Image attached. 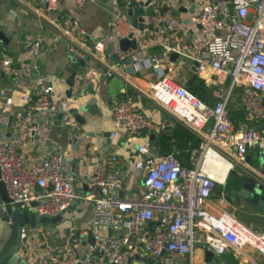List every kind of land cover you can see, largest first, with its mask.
I'll list each match as a JSON object with an SVG mask.
<instances>
[{"label": "built area", "instance_id": "built-area-1", "mask_svg": "<svg viewBox=\"0 0 264 264\" xmlns=\"http://www.w3.org/2000/svg\"><path fill=\"white\" fill-rule=\"evenodd\" d=\"M35 1L38 17L53 26L55 36L64 38L67 53L85 60L75 74L72 92L76 85L85 86L109 74L123 80V92L111 104V136L143 131L160 134L182 123L199 138L190 156L191 165L182 164L174 145L170 152L161 154L153 151L149 140L132 146L133 166L142 172L143 189L142 193L129 196L120 192L125 171L119 155L116 151L104 154L86 181L91 192L80 195L74 173L61 150L40 143L50 118L58 116L64 107L62 101L52 97L51 78L35 59L19 65L0 60L6 75L32 71L29 91L22 96L25 106L21 118L12 128L9 140L0 137V179L9 198L40 215L62 213L80 197L91 203V219L79 229V235L69 229L61 245L50 246L39 257L41 262L129 264L134 260L145 263L151 258L160 264H175L178 256H192L194 243L199 240L217 255L229 248L242 252L246 244L264 253V228L256 231L227 210L213 212L206 207L215 182L224 185L236 166L264 185V176L246 160L249 147L255 144L264 158V126L260 125L264 122V0H200L188 16L197 27V32L192 30L193 36L171 8L153 1L151 22L154 27L155 23L159 26V55L146 53V45L136 35L146 29L131 25L124 13L115 15L109 33L91 36L72 15H51L58 10L59 0ZM84 1L75 0L77 4ZM130 31L136 36L137 48L122 51L118 39ZM39 41L41 38H36L34 43ZM172 51L191 63L197 61L198 77L216 85L213 103L200 99L166 71L164 61ZM113 52H118V58L109 61ZM127 57L134 72L147 67L157 72L148 87L134 83L132 72L125 69ZM128 86L161 105L168 118L153 121L137 107ZM236 87L240 88L247 120L257 128L234 127L228 105ZM35 150L38 152L33 156ZM210 157L224 159L225 172L213 170ZM223 198L224 195L220 197ZM43 224L28 225L26 242L27 238L44 233ZM90 233L93 243L81 248L80 235L88 238Z\"/></svg>", "mask_w": 264, "mask_h": 264}, {"label": "crops", "instance_id": "crops-1", "mask_svg": "<svg viewBox=\"0 0 264 264\" xmlns=\"http://www.w3.org/2000/svg\"><path fill=\"white\" fill-rule=\"evenodd\" d=\"M155 2L171 8L174 14L186 23V30L189 35L192 34V30L197 32V27L193 26L188 16L200 0H155ZM35 5V0H0V24L5 35L9 38L8 44L4 45L3 57L0 60L11 65L37 60L41 64L42 71L51 78L54 88L52 97L55 100L62 101L65 107L76 102H86L92 108V112L89 110L85 112L87 120L82 124V130L77 128L72 118L67 121L59 114L53 119L50 118V126L48 125L44 129L40 143L46 142L61 150L69 162L70 170L74 173L76 188L80 195L91 192L92 188L86 185V181L91 176L96 161L104 154L112 151H116L119 155L125 171V181L120 190L121 194L129 196L142 193V172L133 166L132 146L149 140L152 143L153 151L159 154L160 152L165 153L166 151L162 149L160 134L156 133L159 135V139L156 140L155 138L151 139L150 134L145 131L124 137L118 134L110 135V131L113 129L111 104L114 99L111 100L107 93L105 77H98L85 86L78 87L76 85L78 88L74 86L73 97L67 98L66 90L69 87L67 78L71 74L68 69V61L72 56L67 53L64 38L55 36L53 26L48 21L38 17L34 9ZM150 7H145V9ZM125 10L126 0H86L82 4H77L75 0H59L58 10L52 12L51 15H72L91 36H104L112 30L115 15L118 12L125 14ZM152 20L151 17L146 18L147 23ZM157 29L159 26L155 23V27L149 30L147 35L145 30L139 34L136 33L146 45L148 55H159L160 53V46L156 42ZM36 38H41V41L35 44ZM108 60H113V57ZM164 63L166 71L187 84V80L193 74L190 68L192 63L187 57L179 55L178 60L173 61L169 54ZM125 69H127V65H125ZM156 75L157 72L152 67H147L142 71L132 72L131 78L135 84L145 88L148 87L149 82L156 78ZM31 80V70L18 76H10L4 74L0 67V137L4 140L10 139L12 128L21 118V112L25 106L22 96L29 91ZM196 80L205 83L199 77ZM123 89L122 86L121 93ZM127 89L133 95L137 107L153 121L159 122L168 118L166 110L146 94L131 86H128ZM262 97L264 101V92H262ZM228 107L229 115L231 112L230 118L236 129L249 126L246 122V112L241 104L240 91H234ZM249 124L255 125L250 122ZM253 151H257L254 146L249 147L248 153L254 160ZM37 152V150L33 151V156H36ZM252 166L255 167V165ZM240 169L234 168L236 171H230L229 174H233L231 178L237 177L240 173H245L241 167ZM229 174L224 184L225 187L234 185V181H230L228 178ZM222 195H224L223 200L220 199ZM239 199L242 197L228 195L225 191L220 194L214 191L211 198L206 202V207L213 212L229 211V208L235 210ZM73 204L75 208H67L58 222L43 224L44 233L27 238V242L21 245L20 253L27 256L31 264H36V259L44 256L50 246L61 245L69 229H73L79 235V229L89 222L92 215L90 201L80 197ZM28 231L29 226L25 224L22 229V236H27ZM80 240L81 248L86 247L89 242L88 238L80 235ZM205 248L206 244L203 240L196 241L192 256H178L175 264H215L204 260ZM219 259L226 260L228 264H264L263 254L246 250L245 246L242 252H235L229 248L219 254ZM129 264L160 263L157 260L146 259L145 263L134 260Z\"/></svg>", "mask_w": 264, "mask_h": 264}, {"label": "water", "instance_id": "water-1", "mask_svg": "<svg viewBox=\"0 0 264 264\" xmlns=\"http://www.w3.org/2000/svg\"><path fill=\"white\" fill-rule=\"evenodd\" d=\"M155 0H126V10L125 14L127 15L128 22L139 28L140 30L146 29L145 33L148 34V31L153 29L154 23H146V17H151L153 15L152 8L145 9L149 7L152 2ZM9 38L5 35L4 31L1 28L0 24V59L3 57L4 45L8 44ZM118 48L122 51L129 49L137 48V40L135 34L130 31L126 36L120 37L118 39ZM179 53L172 51L170 53V59L177 61L179 58ZM112 56L116 61L118 58V52H113ZM130 57H127L124 60V63L127 65V69L131 72H134V69L129 66ZM85 64L83 58L75 59L71 57L68 61V69L70 70V75L67 78V83L69 85L66 90L67 98H72V86L74 84L75 74L80 67ZM197 61H193L190 66L193 74L187 80V84H191L194 80L198 78L197 74ZM89 110L92 112V108L88 106L86 102H76L75 104L67 107H63L62 112L59 114L60 117L67 115L65 120H70L72 118L73 122L76 124L77 128L82 130V124L87 120L85 115L86 111ZM264 126V122L260 124ZM254 128H257L258 125H254ZM109 133V132H108ZM83 135V134H81ZM159 135L156 133H151V139H159ZM254 149L260 151L258 145H254ZM162 152H160L161 154ZM246 160L253 164V159L251 154L247 153ZM264 159L263 157L259 160V163L255 165L257 172L260 175L264 176ZM236 170L232 169L231 172ZM224 191L228 195H238L243 198H248L253 201L258 207L264 210V185L261 184L254 176L248 175L247 173H240L237 175L234 185L225 187ZM32 205L35 204L34 201L31 202ZM69 209H74L75 205L71 204ZM65 211V210H64ZM62 211V213L64 212ZM62 213L57 215H47V214H38L34 211H31L29 208L21 207L20 202H13L9 198L4 182L0 179V264H31V261L27 256H23L20 253V247L23 243L26 242V238L22 236V227L19 233V225L28 224L34 226L38 222L42 223H54L58 222L62 218ZM6 230V232H5ZM88 241L93 243L92 234H88ZM204 260L206 262H213L215 264H228L226 260L219 259V255L211 248L206 247L204 249ZM36 264H43L40 258L36 259ZM111 264H119L112 262Z\"/></svg>", "mask_w": 264, "mask_h": 264}, {"label": "trees", "instance_id": "trees-1", "mask_svg": "<svg viewBox=\"0 0 264 264\" xmlns=\"http://www.w3.org/2000/svg\"><path fill=\"white\" fill-rule=\"evenodd\" d=\"M107 93L111 100H115L121 96V87L123 86V80L115 75L109 74L106 76ZM186 87L200 99L205 102L213 103L215 96L213 88L215 84L206 85L200 80H194L191 84H186ZM240 89L236 88L235 92H239ZM229 108V107H228ZM231 116V112H230ZM249 124L248 120H246ZM160 140L162 149L168 152L172 145L176 146L179 150L178 157L180 158L183 165H191L190 154L192 149L196 148L199 143L197 135L186 125L176 123L167 132L160 133ZM165 152V153H166ZM226 185L215 182L214 191L217 193L224 192Z\"/></svg>", "mask_w": 264, "mask_h": 264}, {"label": "rangeland", "instance_id": "rangeland-1", "mask_svg": "<svg viewBox=\"0 0 264 264\" xmlns=\"http://www.w3.org/2000/svg\"><path fill=\"white\" fill-rule=\"evenodd\" d=\"M236 88H239V87H236ZM235 88V90H236ZM240 89V88H239ZM252 155H253V164H257L259 163V160L263 157L262 155V152L261 151H253L252 152ZM235 169L237 170H241L240 167H235ZM243 171V170H242ZM232 173L229 174V180L230 181H235L234 179L236 178L233 177ZM231 198V196H230ZM229 211L231 213L234 214V216L240 220L242 223H244L245 225L249 226L250 228L254 229V230H261L264 228V211L261 210L258 206H256V204L249 200L248 198H243L242 199H239L238 203H237V206H236V209L234 210L233 208H229ZM40 223V222H38ZM21 227L23 229L24 227V224L22 225H19V233L21 231ZM6 232V230H5ZM196 243V242H195ZM195 243H194V246H195ZM245 249L247 250H252L253 252H258V253H261L264 255V253L259 250L257 247L253 246V245H250V244H247L245 245ZM148 259H151V258H148ZM150 261V260H148Z\"/></svg>", "mask_w": 264, "mask_h": 264}, {"label": "bare ground", "instance_id": "bare-ground-1", "mask_svg": "<svg viewBox=\"0 0 264 264\" xmlns=\"http://www.w3.org/2000/svg\"><path fill=\"white\" fill-rule=\"evenodd\" d=\"M210 159L213 162V170H222V172H225L227 162L224 159L218 157H210Z\"/></svg>", "mask_w": 264, "mask_h": 264}]
</instances>
